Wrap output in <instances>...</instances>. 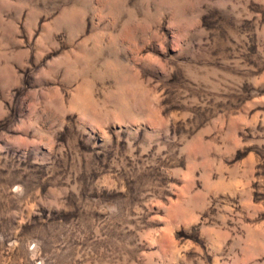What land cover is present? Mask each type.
<instances>
[{
	"label": "rangeland",
	"instance_id": "374dc122",
	"mask_svg": "<svg viewBox=\"0 0 264 264\" xmlns=\"http://www.w3.org/2000/svg\"><path fill=\"white\" fill-rule=\"evenodd\" d=\"M0 264H264V0H0Z\"/></svg>",
	"mask_w": 264,
	"mask_h": 264
}]
</instances>
